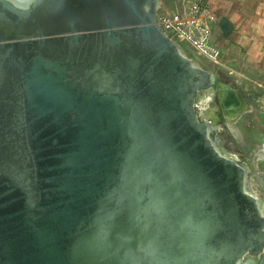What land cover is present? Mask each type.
<instances>
[{"label":"water","instance_id":"obj_1","mask_svg":"<svg viewBox=\"0 0 264 264\" xmlns=\"http://www.w3.org/2000/svg\"><path fill=\"white\" fill-rule=\"evenodd\" d=\"M161 5L0 0V264H264L248 165L197 109L215 75Z\"/></svg>","mask_w":264,"mask_h":264},{"label":"rangeland","instance_id":"obj_2","mask_svg":"<svg viewBox=\"0 0 264 264\" xmlns=\"http://www.w3.org/2000/svg\"><path fill=\"white\" fill-rule=\"evenodd\" d=\"M188 3L189 0H162V8H159L157 12L160 15L165 11H180L185 9ZM243 10L244 8L241 10V14L244 21L247 13ZM227 38L224 39L228 41ZM175 42L197 65L218 72L226 81H230L239 87L240 95L245 103L242 101L244 107L238 111H241V114H238L240 118H238V124L236 123L237 117H235L232 121L225 123L226 127L219 125L215 133L222 139L221 144L226 147L230 155L237 157L239 153H242L243 156L247 157L251 189L264 203V94L262 93L264 90V72L258 77H252L254 73L259 75L257 70L262 69L264 61L255 63V66L254 63L247 60L248 53L244 51V55H240L239 58L231 55L227 60L219 59L218 63H210L199 56L186 42L179 40H175ZM237 42L230 41L229 44L237 47ZM235 66L240 68L238 72H236ZM204 108L206 106L202 109ZM244 108L246 109L243 110ZM202 113L203 111H201Z\"/></svg>","mask_w":264,"mask_h":264},{"label":"crops","instance_id":"obj_3","mask_svg":"<svg viewBox=\"0 0 264 264\" xmlns=\"http://www.w3.org/2000/svg\"><path fill=\"white\" fill-rule=\"evenodd\" d=\"M211 2L217 14L227 16L233 25V31L227 38L228 41L223 38L218 27L213 30L212 41L220 51V60H227L231 55L239 58L240 55H244L245 51L248 53L247 60L250 63L264 61V0H211ZM243 8V11L247 13V16L244 14L246 17L244 21L241 14ZM230 41H238L237 47L229 44ZM239 69L235 66L236 72ZM262 69L257 70L259 75L254 73L252 77L260 76L264 72V65Z\"/></svg>","mask_w":264,"mask_h":264},{"label":"built area","instance_id":"obj_4","mask_svg":"<svg viewBox=\"0 0 264 264\" xmlns=\"http://www.w3.org/2000/svg\"><path fill=\"white\" fill-rule=\"evenodd\" d=\"M216 13L211 0H189L183 10L158 14L157 24L174 41L186 42L208 62L218 63L220 51L212 41L219 19Z\"/></svg>","mask_w":264,"mask_h":264},{"label":"flooded vegetation","instance_id":"obj_5","mask_svg":"<svg viewBox=\"0 0 264 264\" xmlns=\"http://www.w3.org/2000/svg\"><path fill=\"white\" fill-rule=\"evenodd\" d=\"M216 15H217L218 18L222 17V16H220L217 13H216ZM225 17H227V16H225ZM207 70L208 71H213V73L215 75V81H214V83L211 84V86L207 90H201L199 92V98L201 96H204V97H209L210 96L211 97V99H210L211 101H209V103L206 105V108L202 109L203 113L201 114V117H204V119L207 120V122L210 121L212 123V125L215 127L213 135H215L217 137V139L219 141V145H220L222 139L219 138L216 135L215 131L217 130L219 125L220 126H222V125L225 126V123H228L229 121H232L235 117H237L236 123L238 124V120L240 119L238 114L241 112L240 111L234 117L229 119V117L227 116L226 112L223 111L222 101H224V99H225L224 95L226 93L225 92L226 90H223L222 85H225L228 88L235 89L237 91V96L239 98H241V100H243V101H244V99L240 95L241 91L239 90V87H237L234 83H230V81H226L218 72H215L214 70H210V69H207ZM262 93L264 94V90L262 91ZM198 105H199V102L197 103V109H198ZM246 108H244L243 110H245ZM260 108H262L261 105H260ZM237 158L248 165L247 157L243 156L242 153H239V155H237Z\"/></svg>","mask_w":264,"mask_h":264},{"label":"bare ground","instance_id":"obj_6","mask_svg":"<svg viewBox=\"0 0 264 264\" xmlns=\"http://www.w3.org/2000/svg\"><path fill=\"white\" fill-rule=\"evenodd\" d=\"M222 87H223V90H226L228 88L225 85H222ZM198 102H199L198 110L201 112L202 111V108L205 107L209 103V97H203ZM242 107H244V104L241 102V105L235 111H230V110L227 109L226 110V114L229 117V119L232 118V117H234L236 113H239L238 111H239L240 108L242 109ZM200 112H199V114L201 116V113ZM262 208L264 209V203L263 202H262Z\"/></svg>","mask_w":264,"mask_h":264}]
</instances>
